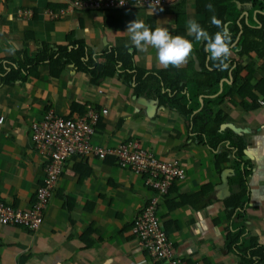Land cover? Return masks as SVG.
Listing matches in <instances>:
<instances>
[{
    "label": "crops",
    "instance_id": "1",
    "mask_svg": "<svg viewBox=\"0 0 264 264\" xmlns=\"http://www.w3.org/2000/svg\"><path fill=\"white\" fill-rule=\"evenodd\" d=\"M167 1L163 11L156 8L150 15L149 8L140 7L79 10L67 0H0V73L21 68L13 85L0 83V200L20 209L30 206L44 176V158L32 147L31 125L48 112L75 118L76 105L83 117L97 116L93 145L114 151L139 144L161 164L177 162L183 170L157 213L174 256L188 264H238L236 250L225 247L229 233L243 229L242 244L264 250V99L254 87L264 82V58L239 53L244 35L260 27L264 13L250 1L226 0L225 12L239 15L221 20L215 11L221 0ZM137 17L153 30L161 23L173 35L191 40L189 19L211 35L221 30L211 22L216 17L232 37L227 64L233 65L227 76L209 75L218 62L210 59L203 42L195 43L191 58L178 68L160 65L154 49L130 50L127 24ZM70 39L84 42L100 64L106 63L105 53L126 49L132 66L153 76L147 81L150 92L138 95L134 80L129 85L119 76L122 71L93 85L74 64H66L57 77L47 61L26 65L25 51L31 56L44 47L57 52ZM13 44L14 54L9 51ZM237 69V79L251 73L243 87L232 86ZM200 75L204 83L197 80ZM227 88L232 95L219 100ZM157 92L185 95L189 101L183 105L191 114L160 104ZM204 109L212 117L206 128L217 116L223 118L218 132H228L216 150L195 139L192 131L191 117ZM95 158L79 155L66 162L38 229L0 224V264H160L133 232L153 192L141 176L117 167L114 158ZM243 182L244 208L231 215Z\"/></svg>",
    "mask_w": 264,
    "mask_h": 264
},
{
    "label": "built area",
    "instance_id": "2",
    "mask_svg": "<svg viewBox=\"0 0 264 264\" xmlns=\"http://www.w3.org/2000/svg\"><path fill=\"white\" fill-rule=\"evenodd\" d=\"M72 8L79 10L129 9L134 7L161 8L168 4L167 0H67ZM123 3V4H121ZM97 116L89 119L82 116L76 119L56 118L50 112L31 125L32 147L44 158L43 178L33 194L28 208L11 207L0 202V224L3 226L21 225L26 229H38L44 218L48 199L55 189L65 162L76 155L93 154L100 160L114 155L122 169L144 179L147 187L155 192L151 203L144 208L136 219L133 229L136 237L143 241L149 251V257L161 264H188L173 255L172 244L168 242L161 229L156 215L158 199L168 194L176 179L183 177V170L177 162L161 164L151 155H147L139 144L120 146L112 151L92 144L94 134L93 123ZM3 118H0V124ZM92 122V123H91Z\"/></svg>",
    "mask_w": 264,
    "mask_h": 264
},
{
    "label": "trees",
    "instance_id": "3",
    "mask_svg": "<svg viewBox=\"0 0 264 264\" xmlns=\"http://www.w3.org/2000/svg\"><path fill=\"white\" fill-rule=\"evenodd\" d=\"M250 1L252 5L262 11L264 13V0H247ZM226 0H221L219 3H217V7H215V11L218 15V19H223L225 16L227 18L235 19L239 13L233 12V13H226V7H225ZM199 4V3H198ZM199 9V8H198ZM111 10V9H110ZM260 27L257 29H254L253 31L249 32V36L251 37L249 40V36L244 35L242 44L240 46V55H248L250 52H254L255 56L259 59L264 58V17L259 16ZM247 30V28L245 29ZM217 31L213 30V33L211 35H214ZM72 39V38H71ZM69 41L68 46H62L58 47L57 52H49L47 47H44L40 52H38L36 55H30L27 51L23 53L25 63L26 65H29L31 67L43 65L46 61L47 64H50V68L52 70V75L54 77H57L62 70V68L66 64H74L76 69L80 72L86 73L90 76V81L93 85H97L100 83L101 80H103L106 77H113L114 73L122 71V74H119V76H123L124 78L129 80V85L132 83V79L134 80L135 87L133 88L134 91L137 92V94H141L142 92H150V88L147 86V81L150 80L153 76L148 74L145 76V71L141 69L134 68L133 62H132V54H129L126 49H112L110 52L104 54V59L106 60V63L100 64V62H97L94 58H92V54L86 48V45L82 41ZM259 41H258V40ZM69 47V49H68ZM264 60V59H263ZM233 64L229 65L227 68L220 70L219 67H214V71L209 73V75H218L219 79L221 77H226L228 74V71L230 70L231 66ZM249 72L251 70L249 68H246ZM21 68L17 70H11L7 74L2 76V73H0V83L4 84L5 86L13 85L15 81H17L20 75ZM112 70V71H111ZM133 72H130L132 71ZM240 69H237L236 72H234V80L233 85L243 87L244 84H246L249 81L251 73H249V76L247 78H241L239 76V79H237V75L239 74ZM203 76L200 75L198 77V81L204 83L202 81ZM26 78H21L20 80H25ZM213 78L209 77L207 80H212ZM217 78L215 84L219 80ZM209 82V81H206ZM128 85V82H126ZM210 83V82H209ZM211 84V85H212ZM258 86L264 87V82L260 80L259 83H257L254 87L260 92L261 96L264 99V91H261ZM178 86H176L177 88ZM228 87V86H226ZM233 91L232 88H229ZM232 91H229L228 88L226 91H224L223 94H221L218 99L223 100L225 96L232 95ZM240 93V91L238 90ZM174 93V91H173ZM178 94V93H177ZM173 95L169 96L167 94H161L157 92V97L160 99V104H168L171 107H175L184 114H191L189 110L184 108L183 102L188 103V99L185 95ZM241 94V93H240ZM78 106L75 105V109L72 110L73 112H77V117L71 119H76L82 116L83 112L77 110ZM208 110H203L202 112L198 113L197 115H194L191 117V126L192 131L196 133L195 139L200 140L201 143H207L209 146L213 148V150L217 149V146H219L225 139V135L228 132L220 133L218 132L219 126L222 122H220L222 119L219 117L213 118V126L210 128H206L207 123L212 119L210 115L207 113ZM99 116V115H98ZM122 123V120L120 121ZM120 123H118V127L120 126ZM238 150H242V148H238ZM96 157L95 155H93ZM112 156V157H108ZM106 158H114V163L117 167H119L117 163V158L114 155H108ZM221 156H216L217 160H221ZM225 157V156H224ZM100 160L99 158H95ZM225 159V158H224ZM103 161V160H102ZM120 168V167H119ZM41 185V182L40 184ZM246 191L245 182L242 183V191L238 195V197L235 198L234 202V208L232 210L231 215L234 214V212L242 211L245 205V198H244V192ZM246 195V193H245ZM52 196V194H51ZM48 199V202L51 199ZM33 199V198H32ZM0 202H4L0 200ZM7 204H10L11 207H15L11 203L6 202ZM46 210V209H45ZM235 217L240 218V214L238 213ZM11 227H21L23 229V226L17 225V226H11ZM239 227V226H238ZM28 231H34L29 230ZM36 230V229H35ZM243 231V229H239L234 233H229L228 236L225 239V247L232 251V249L236 250L238 253L239 263L238 264H261L264 261V250L262 247H258L256 244H250L249 246H245L242 244V238H240V233Z\"/></svg>",
    "mask_w": 264,
    "mask_h": 264
},
{
    "label": "clouds",
    "instance_id": "4",
    "mask_svg": "<svg viewBox=\"0 0 264 264\" xmlns=\"http://www.w3.org/2000/svg\"><path fill=\"white\" fill-rule=\"evenodd\" d=\"M208 8L209 10H211L212 5L209 4ZM155 11L156 8H153L151 5H149V14L153 15ZM160 11H163V9L161 8ZM211 22L212 24L216 25L218 28L221 29L220 31H217L214 35H210L209 32L204 29L202 25L195 19H189L187 21V36L194 38V40H191L183 35H173L169 31L168 27L163 26L161 23L158 24L153 30V28L148 23H146L145 20L137 17L136 19L129 21L127 24L126 32L129 34L130 37V50L134 49L141 53H147L150 48L154 49L158 63L160 65L165 68L170 66L178 68L185 65L191 58L192 54L195 51V43L203 42L204 50L209 53L210 59L218 62L217 67L227 68V61L231 56V34L226 27H222L221 21L218 20L216 17H213ZM9 51L14 54L16 51V45L13 44ZM68 161L69 159L66 162ZM144 186L149 189V187H147L145 183ZM151 191L153 192V195L149 199V204L156 196L155 192L153 190ZM166 196L167 194L159 198L156 204V215L158 219V207L160 206L161 201H163ZM148 205H146L144 208H146Z\"/></svg>",
    "mask_w": 264,
    "mask_h": 264
},
{
    "label": "water",
    "instance_id": "5",
    "mask_svg": "<svg viewBox=\"0 0 264 264\" xmlns=\"http://www.w3.org/2000/svg\"><path fill=\"white\" fill-rule=\"evenodd\" d=\"M152 113V109L149 111V114H151Z\"/></svg>",
    "mask_w": 264,
    "mask_h": 264
}]
</instances>
